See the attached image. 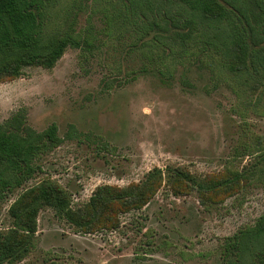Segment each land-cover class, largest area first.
<instances>
[{
    "label": "rangeland",
    "instance_id": "374dc122",
    "mask_svg": "<svg viewBox=\"0 0 264 264\" xmlns=\"http://www.w3.org/2000/svg\"><path fill=\"white\" fill-rule=\"evenodd\" d=\"M143 3L147 14L159 13L157 0ZM112 15H121V28L105 27ZM157 25L142 24L129 0L59 1L49 31L90 28L97 47L85 56L70 48L52 68L28 67L0 81V125L24 111L33 130L56 124L62 140L23 189L0 200V231L13 226L9 209L21 192L44 180L77 209L99 187L138 184L155 168L197 179L245 168L251 179L206 205L197 191L179 194L166 184L143 209L119 213L118 229L92 234L43 208L32 252L17 264H232L226 239L264 214V75L241 78L215 65L190 72L183 59L161 76L171 60L159 49L164 43L147 46L170 34Z\"/></svg>",
    "mask_w": 264,
    "mask_h": 264
},
{
    "label": "trees",
    "instance_id": "16d2710c",
    "mask_svg": "<svg viewBox=\"0 0 264 264\" xmlns=\"http://www.w3.org/2000/svg\"><path fill=\"white\" fill-rule=\"evenodd\" d=\"M59 1L0 0V81L16 79L28 67L52 68L70 48L80 50L81 56L96 49L97 38L90 28L83 34L73 27L63 34L49 31L50 17ZM129 1L138 9L141 23L149 24L151 30L158 29L159 22L167 26L170 35L160 38L165 42L147 46L157 48L164 43L159 49L165 53L164 60L171 59L164 65L165 71L159 68V75H171L173 67L184 59L190 64V72L192 67L201 72L215 65L237 77H263L264 0H157L161 3L157 14L152 9L151 14L146 13L144 0ZM120 20L121 15H112L103 22L107 28H121ZM57 133L56 124L36 132L28 125L24 111L0 125V200L23 189L41 171L40 158L61 144ZM263 161L264 152L258 162ZM247 174L244 168L228 170L221 178L197 179L182 169L166 175L155 168L138 184L99 187L90 201L77 209L58 185L44 180L21 192L10 207L13 226L0 231V264H17L29 256L43 208L51 209L84 234H92L97 231L94 228L118 229L119 213L143 209L166 184L179 194L197 191L206 205L213 203L215 193L232 190L251 179ZM223 255H234L232 264H264V214L252 229L227 238Z\"/></svg>",
    "mask_w": 264,
    "mask_h": 264
}]
</instances>
